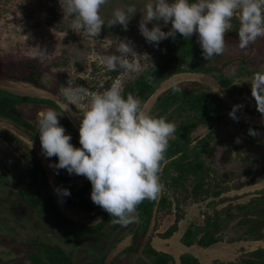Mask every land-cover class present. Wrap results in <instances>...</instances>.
<instances>
[{
  "label": "rangeland",
  "instance_id": "obj_1",
  "mask_svg": "<svg viewBox=\"0 0 264 264\" xmlns=\"http://www.w3.org/2000/svg\"><path fill=\"white\" fill-rule=\"evenodd\" d=\"M146 2L147 0H109V3L102 8L101 15L107 21L117 7L136 4L142 10ZM141 18L142 13L138 11L126 31L120 25L105 26L98 38H90L87 35H79L70 29L73 17L63 15L58 0H0V90L23 95H26L27 92L28 94H47L46 91L34 89L13 77L29 73L32 67L47 72L50 80L53 78L52 82H61L65 87L69 76L76 78V83L85 86L90 93L102 92L116 80L121 81L124 89L127 84L133 83L150 63L166 56L164 51L169 44V38L161 41L158 47L148 43L139 31ZM232 24V30L238 31V19L234 18ZM170 26V23L167 26H162V30L168 31ZM148 27L151 28L152 24L149 23ZM230 34L226 35V41L230 48L229 53L216 56L214 65L222 70L232 72L238 70L237 68L240 66V62L236 60L242 55V51L232 48L234 45L232 41L235 40V37ZM194 37L197 35L194 34ZM119 40L132 42L137 54L129 59L138 66L139 71L134 73H125L123 70L110 72L99 62L98 53L103 54L107 51L119 55L115 49ZM259 42L258 46H255L254 54L257 55V59L256 56L253 59L249 58L251 67L264 65V37ZM40 49H43L48 55L37 58ZM252 51H249L248 56ZM254 59L256 60L254 61ZM217 74H219L217 71H214V74L190 71L174 72L159 84L155 92L143 104L145 111L156 117L157 98L171 87L173 81L188 88L197 87L196 89L202 88L209 91L219 89L226 104V121L213 131L217 135L214 136L210 128L201 125L193 133L192 144L211 132L214 136L211 143L215 148L212 155H216L214 158L208 159L207 162L213 166L215 171L212 172L204 188L230 187L231 189L224 191L219 196L211 194L206 199L199 200L204 191L199 195H194L193 193L187 194L181 189L164 187L162 194L168 195V201L172 203L173 211L167 213L162 208L157 211L141 241L145 245L151 236L152 246L157 250L172 254L174 261H170V264H182L180 257L187 252L194 254L201 264H249L248 260L254 258L253 252L264 248V239L253 240L241 236L243 229L238 225V216L234 219H226L221 230L224 239L217 243L208 247L194 244L187 249L182 242L189 226L203 225L208 215H214L216 210L228 208L227 211H221V218L225 219L226 214L237 213L236 206L238 204L248 203L252 198L264 194V117L257 110L256 101L251 94V83L248 84L253 77L251 74H244L235 79L234 83L241 80L247 82L242 90H239L240 92L235 91V96L238 98V101H235L218 83L215 78ZM55 97L64 106L65 100L61 91ZM236 104L243 105L237 112L238 121L229 116L230 110ZM70 107L72 113L78 111L74 105ZM65 114L72 123L70 127H64L66 133L71 135V143L74 146H81L79 143L80 119L77 115L67 112ZM175 119L174 122L177 126L181 119ZM32 122L37 125V119H33ZM12 124L8 119L0 117V134L5 133L3 137H0V161L3 162V170L7 169L11 174L14 172L15 176H20L27 167L19 153L29 146L40 156L46 168L50 192L70 219L89 226L98 223L108 215L99 206L92 211L66 207L63 201L64 197L59 196L54 188L62 187L72 190V185L80 182L83 178L74 177L69 181L57 178L53 168L49 167V164H54L55 161L42 155L39 134L33 129H23L24 132H21ZM5 126L15 130L13 132L14 139L6 137L7 133L11 135L12 131ZM249 128L257 130L259 135L255 137L250 135ZM231 133L236 137L237 143H232ZM32 136L34 137L32 138ZM5 143L12 145L14 150L9 149ZM236 144L239 146L237 147ZM229 173L233 176L232 178H229ZM224 178L227 181L224 182ZM3 179L5 180V178ZM25 180L29 182L28 177ZM3 184L4 182H0V186ZM9 187L11 186L9 185ZM24 188L27 190L26 186ZM160 196L156 200H159ZM176 198L180 200L179 207H177ZM178 208L184 214L178 222V230L169 238L161 237L160 233L175 223ZM51 223L46 215L20 204V202L17 204V208L6 207L3 202H0L1 256L4 260L11 262L29 263L30 250H35L39 245L34 242L40 240L42 245L62 244L73 252V259L78 264L94 260L97 255L105 253L104 264H153L152 258L144 251L139 250L133 253L124 251L126 246L134 241L132 231L135 223L126 227L118 225L115 233L109 237L108 235H92L73 243L60 241L62 229ZM113 224V222L112 224L109 222L107 229L113 228ZM119 236L121 239L117 241ZM107 249L110 250L107 251Z\"/></svg>",
  "mask_w": 264,
  "mask_h": 264
},
{
  "label": "clouds",
  "instance_id": "obj_2",
  "mask_svg": "<svg viewBox=\"0 0 264 264\" xmlns=\"http://www.w3.org/2000/svg\"><path fill=\"white\" fill-rule=\"evenodd\" d=\"M58 2L63 15L73 17L70 29L79 35L98 38L105 26L116 25L126 31L139 11L142 13L139 31L148 43L158 47L164 39L175 40L177 33L185 40L196 34L206 61L229 53L226 35L233 28L234 18L238 19L239 28L238 43L232 48L246 50L264 37V0H147L142 10L136 4L115 8L107 21L101 11L109 0ZM169 23L168 31L162 30ZM115 49L119 55L98 53L99 62L108 71H139L129 59L137 54L132 42L119 40ZM47 55L40 49L37 58ZM152 67L156 70L153 63ZM153 79L148 76L147 82L152 84ZM250 83L257 110L264 117V72H256ZM60 91L65 100L61 110L48 108L37 113L42 155L58 158L49 167L57 173L65 169L70 175L86 177L92 185V202L106 211L114 224L126 227L138 223V206L145 200H156L164 191L161 164L166 159L169 140L176 133V124L146 112L134 95L125 96L120 80L102 92L90 93L69 76L67 86H62ZM171 91L182 94L184 89L173 81ZM72 105L78 110L76 113H72ZM242 107V104L233 105L229 116L238 121L237 112ZM65 112L80 119L81 147L71 143V135L59 122ZM248 131L253 137L259 135L255 129ZM54 191L59 196H70L66 188L56 187Z\"/></svg>",
  "mask_w": 264,
  "mask_h": 264
},
{
  "label": "trees",
  "instance_id": "obj_3",
  "mask_svg": "<svg viewBox=\"0 0 264 264\" xmlns=\"http://www.w3.org/2000/svg\"><path fill=\"white\" fill-rule=\"evenodd\" d=\"M237 32V30H231L228 33L238 38ZM197 40L198 37H194V35L189 40H185L179 33H177L175 40L169 38V44L164 51L166 56L153 62L156 70L152 67V63H150L133 83L125 86V96L132 94L144 104L155 92L159 84L174 72L190 71L214 74V71H217L219 74L215 75V78L218 83L226 89L235 101H238V98L235 96V91H241L247 82L241 80L234 83L235 79L244 74H251L253 77L256 72H264V70L250 67L247 59H243L239 63L238 70L233 69L234 71L232 72L222 70L210 61L204 59L202 56V48ZM148 76L154 78L152 84L147 82ZM23 79H33L34 82L39 83V79H34L33 76H23ZM180 86L184 89L182 94H173L170 87L157 98L155 106L158 110L156 117H165L170 122H174L176 120L175 118L181 119L179 125L176 126L175 137L169 140L166 159L161 164V182L167 189H181L187 194L193 193L194 195H199L200 192L204 191V194L201 195L199 200L206 199L211 194L219 196L231 188L216 187L212 189L204 187L207 180L211 177L212 172L215 171L207 160L214 158L216 155H212L215 148L211 140L217 135L213 131L221 126V123L226 121L225 101L219 92L202 88L196 89L197 87L188 88L182 84ZM19 99V96L14 98L7 96L1 97L0 113L9 116L11 113H9V109L14 106L12 101ZM14 117L17 119L16 116ZM61 123L71 125L65 114L63 115ZM201 125L210 128L214 136L209 132L207 135L198 139L195 144H192L193 133ZM230 136L232 143H237L234 134L231 133ZM236 146L238 147L239 144H236ZM65 172L68 173L66 170ZM30 174L32 177H39L44 183L40 184L36 180L34 181L36 185L33 188L35 190V197L31 201V206L39 213L46 215L50 222L62 229V236L59 237L60 241L73 243L77 240H84L86 236L95 233H99L101 236H111L115 233L119 224H113V228L108 230V223L110 222L112 224L113 222V218L109 214L98 223L89 226L85 223L70 219L55 200L52 199L47 183L45 182L44 169L39 164H34ZM56 174L66 181H69L73 177L83 178L80 182L73 185L72 190H69L70 196L64 197L63 201L66 207L82 208L87 211H92L98 207L90 200L92 185L86 177L76 174H68L69 176L66 177L61 169L58 173L56 171ZM232 177L229 173V178ZM223 180L224 182L227 181L226 178ZM237 187H240V185H237ZM179 201V198H176L177 207H179ZM161 208L167 213L173 211L172 203L168 201V195L166 193L162 194L159 200H145L138 206L139 222L135 223L132 231L134 241L124 251L133 253L140 250V247L143 245L141 241L146 235L156 212L161 210ZM236 208L237 213L230 212L226 214L225 219L221 218V211H227L228 208L216 210L214 215H208L205 223L201 226H189L182 238V242L188 246L198 244L203 247L217 243L224 239L221 233L224 222L234 219L237 216L239 217L238 225L243 229L242 237L253 240L264 239V194L257 198H252L248 203L238 204ZM183 216L184 214L178 208L175 223L166 231L160 233V236L163 238L171 237L178 230V222ZM120 239L121 236L117 238V241H120ZM150 239L151 236L146 241L142 250L152 258L154 264H170V261H174L172 254L157 250L152 246ZM34 243L39 246L35 250H30L29 263L4 260L0 254V264H78L73 259V252L69 251L60 243L42 245L40 240H35ZM253 255L254 258L248 260L249 264H264V248L255 250ZM105 259L106 253L97 255V258L94 260H88L79 264H104ZM180 259L182 264H201L199 259L191 252L182 254Z\"/></svg>",
  "mask_w": 264,
  "mask_h": 264
},
{
  "label": "flooded vegetation",
  "instance_id": "obj_4",
  "mask_svg": "<svg viewBox=\"0 0 264 264\" xmlns=\"http://www.w3.org/2000/svg\"><path fill=\"white\" fill-rule=\"evenodd\" d=\"M261 38H259L255 44H251L246 50H243L241 53L242 55L240 57H238L236 61L241 62L243 59H247V61L249 63L250 62L249 58L253 59L254 56H256V59H257V55H254L255 54V46H258V43H260L259 41L261 40ZM234 39L235 40L232 41L233 44L238 43V38H234ZM249 51H252L250 56H248ZM214 58H213V60L210 61L212 64H214ZM256 59H254V61ZM252 68L264 70V65L255 66ZM47 74H48L47 72H42L37 67H32L31 71L27 74L14 75L13 77L17 78L18 81H20V82H22L28 86H31L34 89H37V90L40 89V90L46 91L47 94H45V95L44 94H41V95L40 94H32V93L28 94V92H27L26 95H23V94H19V93L16 94L13 92H7V91L0 90V98L3 96H7L9 98H14L16 96L20 97L19 100L12 101L14 106L9 109V113L11 112L10 115L8 116V115H3L0 113V117L8 119L10 122L13 123L12 126L15 125L14 127H16L21 132H24L23 129H27V130L33 129L34 132L39 134V132L37 131V125H35L34 122H32L33 119H37V113L40 110H46L48 108H53V109H56L57 111H59L63 108V105L58 100H56L55 96H58L60 94V88L64 84L61 82H58V83L52 82L53 78H51V80H50V77L47 76ZM23 76H27V77L33 76L34 79L38 78L39 83L34 82L33 79L25 80V79H23ZM48 79H49V81H47ZM28 98H33V99H28ZM63 115L61 116V118L59 120L60 124L66 128L70 127L72 125L70 120L69 121H70L71 125H67L66 123H61ZM14 116H16L17 119ZM67 118H68V116H67ZM5 127H7L8 129H11L8 126H5ZM11 131H12V132H10L11 135H8V133H7L6 137L14 139L15 135L13 134V132L15 130L11 129ZM4 134L5 133L0 134V137H3ZM33 137L34 136H32V138ZM22 141H24V140H22ZM25 144L28 145L26 142H25ZM5 145L8 146L9 149L14 150L12 145H8L7 143H5ZM75 147H81V146H75ZM15 149H16V151L19 152L18 148L15 147ZM19 154L21 155V158L23 159L24 164H26V167H27L24 170V172L23 171L21 172L20 176H17V175L15 176L14 172H13V174H11L9 172V170L7 171V169L3 170V168H4V165L2 164L3 162L0 161V169H2L0 171V182H4V184L2 186H0V202H3L6 205V207L9 206L10 208L12 206L14 208H17V204L20 202V204L25 205L26 207H31L32 209H35L34 207L31 206V201L35 197V190L33 188L36 185H35L34 181L36 180L40 184H44V183L39 177L36 178V177L31 176V174H30L31 169H32L34 164H39L44 169V171H45V182L47 183V186H48L49 192H50L51 189L49 186L50 184L48 183V176L46 174V168L43 165L40 156H38L35 153V151L33 149H31L29 146H27V148H25L24 151H20ZM51 159H53L55 161V163L58 162V158L55 156L52 157ZM61 170H63L64 176H66V177L69 176L68 173L65 172V169H61ZM53 171H54L55 176L57 178H60L56 174V171L54 169H53ZM15 177H16V179H14ZM26 177L29 178V182H26V180H25ZM3 178H5V180ZM9 185L12 188L9 187ZM24 186L27 187V190L24 188ZM51 197L53 200H55L53 198L52 194H51ZM90 200H91V197H90ZM36 212H38V211L36 210ZM52 225H54V224H52ZM54 226H56V225H54ZM93 235H100V234L95 233ZM90 236H92V235L86 236L85 239L87 237H90ZM104 236H106V235H104ZM143 247H144V244L140 247L141 252H143V250H142Z\"/></svg>",
  "mask_w": 264,
  "mask_h": 264
},
{
  "label": "crops",
  "instance_id": "obj_5",
  "mask_svg": "<svg viewBox=\"0 0 264 264\" xmlns=\"http://www.w3.org/2000/svg\"><path fill=\"white\" fill-rule=\"evenodd\" d=\"M184 245H185V244H184ZM193 245H194V244H193ZM193 245H191V246H193ZM185 247H186L187 249L189 248V246H188V245H186Z\"/></svg>",
  "mask_w": 264,
  "mask_h": 264
}]
</instances>
